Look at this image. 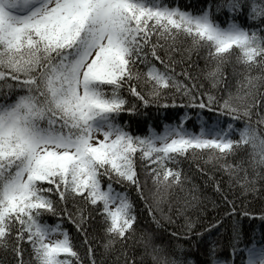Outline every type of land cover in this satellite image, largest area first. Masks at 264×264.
I'll use <instances>...</instances> for the list:
<instances>
[{"label": "snow or ice", "instance_id": "6c2138e0", "mask_svg": "<svg viewBox=\"0 0 264 264\" xmlns=\"http://www.w3.org/2000/svg\"><path fill=\"white\" fill-rule=\"evenodd\" d=\"M192 53L204 59L195 74ZM226 65L234 90L222 87ZM152 107L183 111L143 135L122 120ZM188 156H206L242 194L264 178V0H0V248L15 264H84L65 222L97 264L85 228L93 213L104 254L120 245L117 264H138L124 246L133 238L144 249L140 264L145 255L152 264H264V228L246 236L235 220L227 257L213 241L195 249L197 260L179 242L203 232L188 214L195 195L168 198L183 190L176 165ZM129 189L157 228L176 226L165 229L176 243L137 236ZM225 201L224 215H237ZM258 219L264 225V211Z\"/></svg>", "mask_w": 264, "mask_h": 264}, {"label": "trees", "instance_id": "16d2710c", "mask_svg": "<svg viewBox=\"0 0 264 264\" xmlns=\"http://www.w3.org/2000/svg\"><path fill=\"white\" fill-rule=\"evenodd\" d=\"M189 0H179V3L183 6L188 3ZM179 58V57H177ZM188 63L191 64V71L195 74L201 71L204 68V59L203 53L197 55L192 53V59ZM181 65L176 66V72H180ZM227 74V83L223 84L222 87L227 88L228 84L233 85L234 90V78L232 76L233 66L226 65L224 69ZM203 82V81H202ZM205 87H207V83ZM147 113L146 116L142 117H132L129 118L128 114L122 116V120H128L131 124V131L134 134L143 135L151 124L152 127L156 128L159 131L162 128L163 123L172 122L177 119L183 109H168L163 113V115L158 114L155 107L148 108L143 110ZM187 126L189 128H194V120L187 121ZM197 130V129H194ZM242 154L229 158L230 163H235L241 159ZM246 159V157H244ZM181 171L182 176L187 177L183 184V190L180 187L175 188L170 192L169 200L176 201L177 199L183 200L185 198L191 199L192 195H195L198 200L195 203L194 207L188 210V214L194 217L197 220L196 231L202 232L201 237L194 236L193 242H188V245H192L193 251L189 255L193 256L195 259L199 260V253L195 251L196 248H199L200 251H203L209 243L215 241L219 245L217 255L220 257L228 256V242L231 236V229L233 220L238 222L243 230L245 235H248V230L250 227H254L259 232L264 225L261 224V221L258 219V215L261 211H264V178H258L256 181L257 191L255 193H241V188L238 184L232 185L229 183V176L227 173L223 172L219 167H214L212 163L207 162V157H194L188 156L186 158H181L178 165H176ZM251 172V169H249ZM214 176L215 179L211 180L209 177ZM242 176L243 173H240ZM143 178V177H142ZM219 183L220 190L217 191L216 183ZM123 190V188H121ZM130 197L135 204V210L137 213V236L140 231L147 230L143 222L146 221L145 217L148 219V226L150 229H153L156 226L151 222V218L147 213L142 211L143 205L140 203L136 192L132 189H129ZM225 197L228 201H235V206L237 210V215L225 216V212H230L231 205H228L225 201ZM69 207H72L70 204ZM249 211L256 213L255 217H247L239 215L242 211ZM87 215V213H86ZM221 220L220 224H216V220ZM182 219L177 220L179 224ZM49 222H53V218H49ZM212 223L215 225L214 228L209 229L208 224ZM172 231H176L172 228L174 225H168ZM138 226V227H137ZM64 227H66L73 238V243L76 246V250L79 252L81 258L84 260V264H90L87 260V247L85 243V237L83 233L77 232L75 227L68 222H65ZM141 227V229H140ZM85 228L88 233H90L88 240L91 242V246L94 250V256L97 261V264H117V255L120 251V245H115V250L110 251L107 255L104 254V249L102 247L104 243V234L101 231V223L99 216L95 213L89 217L88 223L85 225ZM157 229V228H156ZM167 229V227H165ZM165 229H158L160 234L164 235L165 233L169 236V241L167 243L172 244L175 239L170 238V234ZM148 231V230H147ZM94 237V239H93ZM200 238L202 242H200ZM186 239H181L182 241ZM184 244V243H183ZM128 248V251L134 254L137 258H140L141 254L144 252V249L141 245L136 242V238L130 239L125 242L124 245ZM28 249L24 253V259H29ZM123 258L120 259V264H122ZM0 264H15V259L10 251H6L0 248ZM138 264L140 261L138 260ZM142 264H150L146 262L145 256L143 257Z\"/></svg>", "mask_w": 264, "mask_h": 264}, {"label": "bare ground", "instance_id": "6f19581e", "mask_svg": "<svg viewBox=\"0 0 264 264\" xmlns=\"http://www.w3.org/2000/svg\"><path fill=\"white\" fill-rule=\"evenodd\" d=\"M162 207L164 208V211L165 212H167V204H163L162 205ZM145 220L146 221H144L143 222V226H144V223H145V226L144 227H146L147 228V230L148 231H151V232H154L155 233V235H156V242L157 243H160V242H168L169 241V236H167V234L165 233L164 235H162V234H160V232H159V228H157V226H153V227H155V228H153V229H150L149 228V226H148V219L145 217ZM180 223H182V221L180 222ZM138 227V226H137ZM165 227H167L168 228V226L165 224ZM157 228V229H156ZM172 228L173 229H175V225L174 226H172ZM140 229H141V227H140ZM143 230V229H142ZM193 240H194V236L191 238V239H186L185 240V242H184V240H182V241H179L180 243H184L185 245H188V242H193ZM200 242H202V240H201V238H200ZM174 243H176L174 240H173V242H172V244H174ZM145 259H146V262L148 263H150V264H152V261H151V258L149 257V256H146L145 255ZM137 260H139L140 261V258H137Z\"/></svg>", "mask_w": 264, "mask_h": 264}, {"label": "rangeland", "instance_id": "374dc122", "mask_svg": "<svg viewBox=\"0 0 264 264\" xmlns=\"http://www.w3.org/2000/svg\"><path fill=\"white\" fill-rule=\"evenodd\" d=\"M143 177V176H142ZM141 177V180H142V182H143V178ZM151 184V182L149 181V185ZM116 187L119 189V190H121L122 191V189H121V187L119 186V185H116ZM172 190H170V192H171ZM170 192H169V195H170Z\"/></svg>", "mask_w": 264, "mask_h": 264}]
</instances>
